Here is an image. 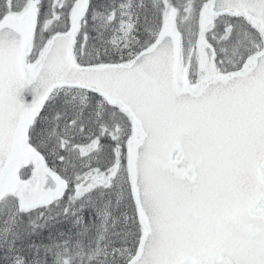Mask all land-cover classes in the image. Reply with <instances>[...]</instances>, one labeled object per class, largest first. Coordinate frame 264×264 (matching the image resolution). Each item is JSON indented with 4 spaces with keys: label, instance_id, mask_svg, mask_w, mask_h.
I'll list each match as a JSON object with an SVG mask.
<instances>
[{
    "label": "snow or ice",
    "instance_id": "snow-or-ice-1",
    "mask_svg": "<svg viewBox=\"0 0 264 264\" xmlns=\"http://www.w3.org/2000/svg\"><path fill=\"white\" fill-rule=\"evenodd\" d=\"M0 264H264V0H0Z\"/></svg>",
    "mask_w": 264,
    "mask_h": 264
},
{
    "label": "trees",
    "instance_id": "trees-1",
    "mask_svg": "<svg viewBox=\"0 0 264 264\" xmlns=\"http://www.w3.org/2000/svg\"><path fill=\"white\" fill-rule=\"evenodd\" d=\"M38 239V238H37ZM17 244L18 245H20L21 247H23V245L21 244V242L20 241H17ZM25 254H28L27 252H25ZM29 258H31L30 256H29Z\"/></svg>",
    "mask_w": 264,
    "mask_h": 264
}]
</instances>
